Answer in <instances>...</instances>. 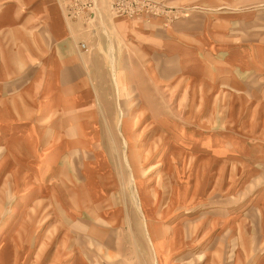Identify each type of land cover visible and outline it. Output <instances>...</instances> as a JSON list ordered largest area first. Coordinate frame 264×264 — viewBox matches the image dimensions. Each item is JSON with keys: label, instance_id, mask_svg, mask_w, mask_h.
<instances>
[{"label": "rangeland", "instance_id": "1", "mask_svg": "<svg viewBox=\"0 0 264 264\" xmlns=\"http://www.w3.org/2000/svg\"><path fill=\"white\" fill-rule=\"evenodd\" d=\"M59 1L67 13V17L63 13L65 20L74 21L68 22L75 39L76 64L79 56L90 50L82 48L89 40L94 44L91 54L101 59L91 66L90 61L86 63L98 77H87L84 86L74 85L69 97L59 95L58 110L49 115L38 111V117L62 122L54 133L58 141L68 133L66 140L71 142L67 150L86 153L79 164L74 158L64 160L85 177L80 188L71 182L64 186L70 193L85 194L82 214L66 201L56 200L55 193L38 198L33 186H25L31 170L24 171L22 164L12 159L11 144L0 142V220L28 203L24 226L16 229L22 231L28 250H0V264H264V160L253 161L246 151L264 143L234 142V152L219 156L220 161H232L229 198L243 211L244 221L236 222L233 234L229 232L232 250H219L227 238H221V233L216 238V231L212 237L210 228L211 217L216 215V202L208 190L215 160L198 157L201 152L195 151L196 144L185 142L188 134L206 136L212 132L218 137L231 134L264 140V125H242L248 119L253 124L264 122V110H244L245 99L236 94L242 87H261L260 81L250 78L245 66L234 71L228 50L214 44L228 40H217L210 19L212 8L239 10L256 0H95L90 19L89 14H76L73 0ZM195 14L203 17L202 32L185 36L181 52L178 41L164 47L170 29L194 23ZM241 29L238 36L231 31L235 36L232 42L237 37L244 42L256 33ZM221 31L227 38L228 32ZM114 45H120L122 59L116 60ZM180 55L201 58L199 77L183 68ZM56 65L59 72L64 63ZM48 66L52 65L47 61L38 63V76L50 70ZM34 67L28 66L27 73H33ZM41 81L38 78V85ZM59 87L66 85L59 80ZM81 120L98 123L100 137L80 141V128L70 125ZM28 161L38 163L37 158ZM168 161L169 174L164 170ZM222 172L219 177L226 178ZM180 215L187 221L178 228L174 219ZM8 228L3 227L0 236ZM242 230L245 250L238 249ZM178 232L183 235L181 243L173 238ZM65 233L78 240L76 245L83 250H67L68 242L73 241L62 238ZM37 236L44 237L46 250H36ZM56 245L57 250H51Z\"/></svg>", "mask_w": 264, "mask_h": 264}, {"label": "crops", "instance_id": "2", "mask_svg": "<svg viewBox=\"0 0 264 264\" xmlns=\"http://www.w3.org/2000/svg\"><path fill=\"white\" fill-rule=\"evenodd\" d=\"M227 9L230 8L220 6L211 9V29L214 34L216 32L217 40H228L226 44L223 42L214 44L217 47H223L222 49L226 48L228 50V57L232 60L235 72L239 71L238 68L242 69V66H245L250 71V78L260 81L259 85L261 87L257 89L242 87L243 91L237 92L236 94L244 97L246 103L244 110L253 111L258 109L263 111L264 1L256 0L249 4L248 7H243V9L239 10L233 9V11H229ZM63 13L67 17V13L63 10L62 2L59 0H0V142L11 144L13 151H10V153L12 155L9 154L7 156H12V159L18 160L22 164L24 171L31 170L32 173L30 174L29 182L25 186H33L32 189L35 190L38 198L51 197V194L55 193L54 198L56 200L61 199L66 201L69 206H74L75 210L82 214L81 208L85 194L83 192L81 194L76 193V191L70 193L66 191L67 189L65 190L64 186L66 183L71 182L80 188L85 182L81 180L82 178L85 180V177L81 171H77L74 164L71 162L67 164L64 160L74 158L79 164L85 159L86 153L84 150H67L70 146L69 142H71L69 138L68 141L66 140L68 136L67 132V135H64V140H57L58 137L54 132L60 126L61 121L59 119L50 120L38 117V111L49 115L50 111L58 110L59 95L69 97L72 95V91L77 84V87L84 86L86 85L87 77L90 80L92 78L95 79L99 75V73L95 74L89 69L91 64L101 60L100 58V60L94 58V55L91 54L92 49L90 46H94L91 40L84 43L90 50L81 54L79 56L80 60L76 64L75 39L73 38L72 26L68 22L73 20H70V18H66L67 20H65ZM202 18V15L195 14L194 23L190 21L188 24L175 25L172 30L170 29L168 35L164 36V47H167V42H171L172 40L175 42L178 41L181 52L183 48L181 40L185 36L192 34L197 36L199 34L198 32H202ZM224 23L227 26L220 28L219 25H223ZM231 25L234 26L232 27ZM241 28L256 33L248 40L244 39V42L239 37L235 39V42H232L231 39L238 36V31L242 30ZM221 29H225L228 32L227 38H225L226 36H224ZM232 30H234L233 35H237L232 36ZM105 41L107 46L108 39ZM119 49L120 45L119 47L115 46L116 60L122 59V50L119 52ZM184 58L183 55H180L179 63L182 64L183 68L191 71V76L195 78L199 77L203 69L201 58L197 56ZM44 61L49 62L52 66H48L50 70L38 76V63ZM89 61L91 63L87 67L86 63ZM59 62L64 63V66L59 72H56V64ZM33 65H35L34 72H30L29 74L31 75H29L27 73L28 66L30 68ZM38 78L42 80L40 82L41 85H38ZM27 79L28 81H26ZM59 80L62 86L66 85V87H59ZM71 86L72 88H70ZM58 90H60V94ZM219 93L217 92V94ZM38 96L41 100L40 104H38ZM211 104L213 105L214 103ZM262 121L260 120L259 124H253L248 119L242 125L244 127L246 126L245 128L253 125L263 126L264 122ZM79 122V124L74 123L70 126L80 128L78 132L80 141L84 142L87 140L90 142L92 140L91 137L95 139L100 137V125L98 123H91L85 120ZM110 125L112 126V124ZM213 125L217 124L211 123V126ZM238 125H241V122ZM44 126L51 127V131L43 130L42 128ZM162 129H164L162 130L164 134L169 135V131H166L165 128ZM132 136L136 135L132 134ZM186 137L188 138L185 139V142L196 144L195 151L197 152L198 150L201 152V156L198 157L204 156L215 160V164L211 166L212 168L210 170L212 181L210 182L208 190L211 191L212 199L216 202V206L214 205L216 215L211 217L210 228L212 229V237L216 231V238H218L220 233L223 234L221 238H227L226 241H223L219 250H232L229 232H232L231 234L235 232L234 225L236 222L242 221L243 224L244 221L241 219L243 211L240 212V209H237L236 205H232L233 202L229 198V194L233 189L232 181L230 180V176L232 175V161L229 158L220 161L219 156L234 152L231 143L256 142L255 144H257V142H261L263 144L264 140L246 139L244 136H234L231 134L218 137L213 132L206 136H202L201 134H188ZM262 137L264 138V136ZM148 138L151 139V143L153 137ZM219 144L224 145L219 146ZM246 151L253 161L264 160V145L261 148L253 146L250 150ZM189 152L192 153L190 148ZM36 158L38 159V163L28 161ZM169 158L170 155H168L167 159L169 160ZM164 170L168 171L169 174L171 170L169 161ZM222 171H225L223 176L226 175V178L219 177L223 173ZM26 172L24 175H27ZM88 177L90 178L89 175ZM87 180L89 183L88 178ZM220 187H222V194L219 199ZM55 188L56 190L54 191ZM77 190L81 191L82 189ZM176 197L178 198V196H175L174 199ZM142 199L144 201L143 197ZM220 200L223 201L221 204ZM27 204H22L23 207L19 208L18 211L14 210L13 214H11V211V213L9 212L10 215L4 216L0 220V230L6 225H9V228L2 231V235L0 236V250H28L23 240L25 237L22 236V231L16 230L18 227L23 228L24 226L22 219ZM220 208L222 212H219ZM235 211H237V214H234ZM11 218L13 219L11 220ZM72 219L83 222L81 218ZM174 221H177V227L179 228L187 219L183 215H180ZM179 233L181 232H178V235L175 233L173 238H178L180 242L183 235H179ZM64 237L67 239L70 238L73 241L70 244L68 242L67 250H83L77 246L78 240L76 241L70 235L66 236V233L62 236V238ZM241 238L242 242H238V249L245 250V230H242ZM35 239L36 250H46L44 248V237L37 236ZM51 250H57V245Z\"/></svg>", "mask_w": 264, "mask_h": 264}, {"label": "built area", "instance_id": "3", "mask_svg": "<svg viewBox=\"0 0 264 264\" xmlns=\"http://www.w3.org/2000/svg\"><path fill=\"white\" fill-rule=\"evenodd\" d=\"M71 4V3H70ZM74 7H76V14H89V19L94 16L95 8H96V2L95 0H73L72 4ZM81 5V6H80ZM80 6L79 8H77ZM72 7V6H71ZM87 17V18H88ZM82 48H85V45L82 46Z\"/></svg>", "mask_w": 264, "mask_h": 264}, {"label": "bare ground", "instance_id": "4", "mask_svg": "<svg viewBox=\"0 0 264 264\" xmlns=\"http://www.w3.org/2000/svg\"><path fill=\"white\" fill-rule=\"evenodd\" d=\"M85 48H86V47H85ZM119 114H120V113H119ZM120 119H121V118H120ZM121 122H122V121H121ZM120 131H121V128H120ZM120 131H119V132H120ZM123 135H124V134H123ZM125 149H126V147H125Z\"/></svg>", "mask_w": 264, "mask_h": 264}]
</instances>
